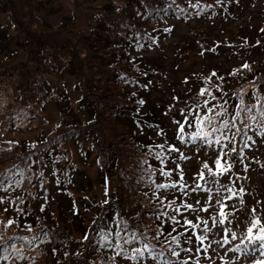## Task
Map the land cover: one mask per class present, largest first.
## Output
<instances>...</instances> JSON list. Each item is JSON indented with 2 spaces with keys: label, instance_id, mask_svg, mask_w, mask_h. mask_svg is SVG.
<instances>
[{
  "label": "rangeland",
  "instance_id": "rangeland-1",
  "mask_svg": "<svg viewBox=\"0 0 264 264\" xmlns=\"http://www.w3.org/2000/svg\"><path fill=\"white\" fill-rule=\"evenodd\" d=\"M111 1L113 0H0V32H2L0 34V48L4 49L0 53V119L8 122L4 128L0 129L1 142H5L6 140H13L16 143L31 141L38 138L41 131L52 133L59 126L58 124L70 123L74 118L81 121L80 123L85 121L83 117H78L86 111L77 106V99L80 96H78V92H75L76 77L74 75L76 73L48 74L43 65L28 62L29 55L27 50L31 42L29 37L34 39L33 41L35 42L39 40V37H34L33 32L43 31L49 36L54 37L55 31L60 30L64 33L57 34L58 37L55 36V39L65 42L69 40V34L72 33L71 30H80L81 32L77 37L83 38L80 46L84 54L78 57L77 64L85 65L84 73L90 76L96 69L88 66L90 62L95 63L93 59L95 55L85 51L88 49L89 39L101 33L100 26L106 28L107 23L112 24L115 20V23L118 27H121V30H138L137 35L141 37V42L137 45L138 49L134 48L131 54H133L132 57L138 56L141 62L147 65L150 74L148 78V82H150L149 92H140L141 96H144L148 102L144 110H146L149 118L152 119L162 115V117H159L160 119L156 118V120L162 123V125L167 121L170 129L175 128L177 126L176 121L181 120L180 116L173 114L167 108L173 104H178V102L182 103L188 95L186 89L197 85L196 77L201 75L203 77L212 75V77L219 80H225L224 82L227 85H229V82H241L243 79L254 76L248 79L237 90L240 96L238 105L241 99L250 107L255 105L256 107L253 109V112L246 115L258 116L260 104L264 103L263 95L259 93V89L257 88L259 84L258 78L263 75L264 68L255 69L253 63L256 62V65H259L258 63L264 60V28L260 29L263 30L261 35L259 32L253 33L249 30V27L248 30H243V24L251 26L260 24L264 20V5H257V0H253L251 4L245 3L244 0H236L237 2L227 1L226 3L232 5V12L225 18L220 17L216 13L217 0H114L119 3L118 9L121 6L123 8L126 3H129L130 11L127 12V15H115L108 11V15L104 16L105 11L103 10L105 9V5ZM171 1L175 8L183 5L188 7V10H186L188 17L186 19L180 14H175L173 12L175 8H169V2ZM236 3H241V10L234 7ZM203 4L209 7L210 11L208 14L203 8H200ZM135 11L139 12V15H142V20L136 19L134 23L129 24L132 22V15H136ZM128 15L129 17H127ZM101 18H103L102 20H106L107 23H102ZM126 23L130 26H127ZM243 34L245 37L242 38ZM89 35L91 38H89ZM226 41L229 43H225ZM6 43L10 44L9 48H3ZM70 44H72L71 39ZM94 44L99 50L100 44ZM10 50L14 53L7 56L6 54ZM43 50V54L49 56L46 59L55 65L56 68H63L69 61L65 58L66 56L64 58L61 57L64 51L62 52V49L58 47L45 46ZM259 57H262V59H259ZM104 61L108 60L104 59ZM105 63L101 61L102 65ZM245 64L249 67L244 68ZM258 72L261 73L254 75ZM37 73H40L39 77H32ZM213 73H215V76H213ZM101 77L103 82L110 80L109 90L114 91L116 94L117 92L120 95L122 94V91L117 90L116 86L113 85L114 79L109 76V72H106ZM42 78L52 81L50 84L52 87H46L47 89L50 87L48 97L44 96L42 92V86L48 85L41 83L42 80L40 79ZM248 82H252L250 84L251 87H246ZM29 83H32L30 88H28ZM140 85L142 89L146 88L144 82ZM53 86L58 94L66 96L67 108L57 106L56 99L58 98V94L55 91L53 93ZM199 87L202 86L199 85ZM249 88H252V96L248 95ZM105 89L108 88L106 87ZM120 101L121 104L127 103L126 97ZM175 108L176 105L172 108V111ZM200 108L207 109L204 106H200ZM16 110L25 111L23 115H20L18 112L15 113ZM165 110L168 112L166 113L167 115L164 114ZM222 110H218L216 115L219 112L221 113ZM70 112H73L74 115L71 116ZM150 113L152 114L149 115ZM243 118V125L244 123L250 124V128H253L254 131V133L248 134V136H251L255 143L252 144L250 149H245V156L249 159H245L243 164L239 161L235 162L234 167L231 169V174H225L218 179L219 184L226 186V188L220 191V195L224 197L225 205L229 204V207L226 209L227 211H235V209L230 207L231 205H235L237 208L242 207L240 200L241 198L243 199L247 211L237 213V215L240 217V224L242 221H246L247 225L251 219L249 213L252 207H256L258 211L264 209V166H262L264 165V125L247 120L246 116H243ZM105 126L106 134L111 138L113 135L125 131L124 124L112 123L108 119ZM194 127L197 128V122H195ZM203 127L204 131L208 132L209 126L205 124ZM239 143L240 138L237 136L236 140L233 141V145L239 147ZM197 144L200 145L199 150H197ZM222 144H225V141ZM75 145L72 141L63 139L62 146L66 151L65 153L71 161L81 168L79 179L75 182L76 187L73 188L75 196L73 200H70L71 208L74 210L72 216L66 214L62 210V205H57L55 200V203L52 205L55 219L51 223H45L42 220L40 224V226L43 224L49 226V231L45 232L44 235H40V232H36V230L41 229L40 226L37 228L36 224H26L23 228L25 229L23 231V238L19 239L20 241H15L18 239H11L9 237L19 233L18 224L12 222L9 225L12 213H9L10 217L9 215H5L2 212L4 208L0 203V223L6 222L8 227H6L8 230L3 235V239L8 240V243L12 244L15 250H25L24 246L32 247L34 245L31 251H26L29 254L33 253V256L30 257V263L32 264H50L49 259L46 260V255L49 251L47 246L54 243L57 239L56 236L68 235L73 240L81 238L82 235L78 231L79 227L82 224L85 225L88 218H91L98 211L100 205L103 206L105 204L104 194L110 192L112 187L115 186L111 183L114 177H111L110 174L112 175L113 172L109 173V177L107 175L103 176L98 168L99 165L96 162H92L91 158H87L86 160L81 159V154ZM181 146V152L185 157L189 158L187 160H180L181 166L186 171L184 175L185 181L187 179L189 182L198 180L196 176L199 173L197 172V168L201 164L199 160H203L205 163L213 157L216 158L221 148V145L215 144L212 147H208L203 140L187 144L182 142ZM14 149L19 150L15 146ZM42 157L44 158V152H38L34 158L36 160ZM244 164L248 165L247 172L243 171ZM27 167L28 163L22 161L20 171H26ZM34 173L36 176L33 178H35L36 189L38 190L34 191V195H36L37 201H42L43 197L39 196L38 193L40 190L47 192L50 188L49 183L45 180L47 177H43L38 168L35 169ZM49 173L51 172H46V174ZM117 174L118 172L116 171L115 175ZM81 175H85V177H80ZM237 176L240 179H237ZM30 178L32 177L22 173L18 182L21 185H26L32 182ZM124 179V188H122L124 190V200L126 199L124 204L128 206V201L131 200V197L125 194V191L129 192L126 189ZM0 184H2V187L6 185L4 181H1ZM219 184H202V187H211L215 191L219 187ZM82 185L86 187L82 189ZM228 188L233 189L236 192V196H233L232 192L227 190ZM240 189H243L242 194L240 193ZM189 196L194 205H196L197 200L200 201V205H196L197 207L201 205L209 207L206 203L208 197L205 192H191ZM58 197L57 200H60L62 203L64 199L60 193ZM89 201H94L92 209L88 205ZM257 202L260 203L258 204ZM34 205L37 206V203ZM24 208V205H19V208L8 209L22 210ZM126 209L129 210V208ZM218 210L219 206L217 205L214 208L209 207L208 212H200L199 214H204L206 215L204 219H209L211 216L216 215ZM76 211L82 214V218L74 216ZM185 215L193 216L194 214L185 212ZM16 217L17 215L14 216V218ZM152 221L153 219L147 215L144 220L140 221L141 229L147 228L151 241H153V237L155 236V231H152L155 228ZM232 224L236 227L235 222L225 224L223 227ZM53 226H59L60 229L55 231ZM245 230L246 228H240L236 231L238 235L243 236L242 234ZM216 231H219V229H216ZM222 236L223 234L220 232L215 238L221 239ZM233 242L235 241H230L224 248L218 249L219 256L212 252H210V255L217 260L222 256L224 259L220 262L223 264H227L229 261H231V264H244L249 261L251 257L245 256L242 252L236 254L226 252L225 249L231 248ZM133 249L130 251L134 254ZM12 253V249L2 251V248H0V261H6ZM38 254L42 256L43 261L37 262L33 259ZM146 264L153 263L147 262ZM157 264L162 263L159 262Z\"/></svg>",
  "mask_w": 264,
  "mask_h": 264
},
{
  "label": "trees",
  "instance_id": "trees-1",
  "mask_svg": "<svg viewBox=\"0 0 264 264\" xmlns=\"http://www.w3.org/2000/svg\"><path fill=\"white\" fill-rule=\"evenodd\" d=\"M217 1L216 13L220 17L225 18L232 12V5L226 2H237L236 0ZM252 1L253 0H244L247 4H251ZM257 5H264V0H257ZM118 7L119 3L117 1L113 0L109 2L105 5V9L103 10L105 12L103 15L107 16L108 11L115 15H127V12L130 11L129 3H126L123 8H121V6L118 9ZM234 7L238 10L242 9L241 3L234 4ZM169 8H175L172 1L169 2ZM200 8H203L207 14L210 11L209 7L205 4L201 5ZM186 10H188V7L183 5L175 8L173 12L175 14H180L182 17L184 16L183 18L186 19L188 17ZM138 13L135 11L136 15L130 16L132 22L129 24L134 23L136 19L142 20V15ZM127 17H129V15ZM102 19L103 18H101L102 23L106 22V20ZM115 22L116 20L112 22V24L106 22V28L100 26L101 33L89 39L88 49L85 51L95 55L93 58L95 63L90 62L88 66L96 69L90 76L84 73L85 65L77 64L78 57L84 54L80 46V42L83 38L77 37L81 32L80 30H71L72 33L69 34V40L65 42L55 39L57 34L64 33L60 30L55 31L54 37L49 36L43 31L33 32L34 37H39V40L35 42L33 41L34 39L29 37L31 42L27 50L29 55L28 62L43 65L48 74L76 73L74 75L76 77H74L76 80L75 92H78V96H80V98L77 99V106L86 111L81 113L78 117H83L85 121L80 123L81 121L74 118L70 123L58 124L59 126L52 133L41 131L39 137L31 141L28 140L22 143H16L13 140H6L5 142L0 141V182L4 181L6 184L4 187H0V203L4 208L2 212L5 215H9V217V213H12L13 216L11 215L10 219H8L18 224L19 233L9 237L11 239H18L15 241H20L19 239L23 238V231L25 230L23 228L26 224H36L38 228L42 220L45 223L53 222L55 217L52 205L55 203V200L57 205H62V210L66 214L72 216L74 213V210L71 208L70 200H73L75 196L73 188L76 187L75 182L79 179L81 168L75 162L71 161L65 153L66 151L62 146L63 139H68L76 144L75 146L81 154L82 160L91 158L92 162H96L103 176L107 175L109 177V173L113 172L110 176L114 177L111 183L115 186L112 187L110 192L104 194L105 204L103 206L100 205L98 211L95 212L91 218H88L85 225L82 224V226L79 227L78 231L82 235L81 238L73 240L68 235L56 236L57 239L54 243L47 246L49 251L47 252L46 260L49 259L50 264H146L147 262L153 264L160 262L164 264V260L166 259L176 261L177 258L171 256V249L176 248L177 245L171 243V237L168 234L171 232L172 235L178 236V233L184 232V229L176 226V232H172L173 222L168 221L167 217L157 218V214L162 208L170 215H175V213H173L170 208L162 205L160 200L157 199V195L163 196L164 193L160 192L156 188V185L179 180V170L176 169V164L179 163L180 166L182 165L179 159L180 153H182L181 143H192L188 138L197 131V128L194 127L196 122L195 114L198 112L202 117H213L214 121L212 126L215 127H219L224 120H228L229 123H231L233 115L238 112L237 106L240 96L237 90L241 88L248 79L254 77L243 79L241 82H229L231 86L227 85L224 82L225 80H219L218 78L212 77V75H206L205 77L201 75L196 77L197 85L186 89L188 92L187 98H185L182 103L178 102V104H173L167 108L173 114L180 116L181 120L179 122L181 123H184L182 110L184 114H188L191 126L185 124V135L184 139L181 140L178 124L175 128L170 129L167 121L162 125V123L156 120V118L162 117V115L154 117L155 119H151L146 110H144L148 102L145 100L144 96H141L140 92H149L150 82H148V78L150 74L147 65L142 63L138 56L132 57L133 54H131L134 48L138 49L137 45L141 42V37L137 35L138 30H121V27H118ZM129 24L126 23L127 26H130ZM248 27L253 33L259 32L262 35L261 32H263V30L260 29L264 28V20L255 26L243 24V30H248ZM1 33L2 32H0V34ZM82 34L84 35V33ZM4 35H6V33H4ZM241 37H245L244 34ZM89 38H91L90 35ZM70 39L72 44H70ZM94 43L100 44V51ZM225 43L229 42L226 41ZM45 46L62 49L61 51L64 52L61 57L64 58L66 56L65 58L69 60L68 63H66L63 68H56L55 65L46 59V57L49 56L43 54ZM9 47V43L3 46V48ZM12 50L8 51L10 53L7 52L6 55L9 56L11 53L13 54L14 52ZM3 51L4 49L0 48V53ZM103 57L108 61H104ZM259 59H262V57H259ZM100 60L106 63L102 65ZM258 64L259 65H256V62L253 63L255 69L264 68V60L260 61ZM9 70L11 71V69ZM97 70H99V72H97ZM106 72H109V76L114 79L113 85L116 86L115 88L122 91L121 95L115 89L117 94L109 90L108 86L110 85V80L105 82L102 81L101 76ZM260 73L261 72H258L254 75H259ZM39 76L40 73H37L32 77ZM40 80H42V84H48L42 86L43 95L48 97L50 94V87H52L50 85L52 81L45 78ZM258 81L259 84L257 88L259 89V93L263 95L264 101V73L258 78ZM142 82L145 83V89H142L140 85ZM251 83L252 82H248L246 87H251ZM31 85L32 83H29L28 88H30ZM199 85L204 88L199 87ZM47 86H50L49 89L46 88ZM224 86H226V88H224ZM106 87L108 89H105ZM201 89H206L211 95H200ZM54 91L58 94L55 87L53 93ZM252 94V88H249L248 95L252 96ZM124 97H126L127 103L121 104L120 100ZM213 97L216 99H213ZM56 100L57 106L67 108L66 96H61L59 93ZM206 100L209 102L207 107L204 106ZM140 101H143V103H140ZM175 105L176 108L172 111ZM220 105H223V108H221ZM200 106L213 108V111L208 112L207 109L200 108ZM221 109H223L221 113L225 112L226 109V114L216 115V112ZM24 111L16 110L15 113L18 112V114L23 115ZM165 111L164 114L167 115L166 113L168 112ZM70 114L71 116L74 115L73 112H70ZM151 114L152 113L149 115ZM107 119L112 123L124 124L125 131L113 135L112 138L109 137V135L106 134L105 126ZM243 122V117L238 119L236 121L237 126L243 127ZM7 123V121L0 119V129L4 128ZM208 131H211L210 126ZM221 131L224 132L225 135L231 137L235 133V128H232L230 132L226 129H222ZM251 133H254L253 128H250L247 134ZM218 135H220V133H214L212 139H215ZM223 142L224 141H222V143ZM225 144L228 150L233 147V143L230 144L228 141H225ZM158 145H164V148L161 149L157 147ZM14 146L19 148V150H15ZM172 149H178L179 151H173ZM38 152H44V158H37L35 160L34 157ZM157 154L164 157L163 162H161ZM214 160L215 158L213 157L210 161H207L209 162V166L213 169L215 168ZM22 161L28 163L27 170L24 172L20 171ZM199 161L201 164H199L197 172H206V170L203 169L204 161ZM36 168L39 169L43 177H47V179H44L48 181L50 187L47 192L45 190H40L41 193H38L39 196L43 197L42 201H37V197L34 195V191H38L36 189L35 178H33L36 176L34 173ZM160 168H165L166 171H172L171 178L168 179L163 177L159 172ZM181 168L183 169L182 166ZM47 171L51 173L46 174ZM116 171L118 172L117 175H115ZM22 173L31 176L32 178H30V180L32 182L26 185L19 184L18 180L22 176ZM185 174L186 171L184 170V175ZM80 177H85V175H81ZM196 177H198V175ZM123 179L125 180L126 189L129 192L127 193L125 191V194L131 197V200L128 201V206L124 204L126 199L124 200V190L122 189L124 188ZM195 182H197V180L189 182L186 179L189 188L195 187ZM199 183L202 185L204 181H199ZM84 187L86 186L82 185L81 188L83 189ZM59 193L64 199L62 203L60 200H57L59 198ZM28 196H30V198H28ZM189 197V195H182L179 190L170 189L165 204L175 199L177 205L181 204V202L194 205V202ZM35 203H37V206L34 205ZM41 203L43 204L41 205ZM19 205H24L25 208L22 210H14L19 208ZM88 205L90 209H92L94 201H89ZM226 206H229V204ZM7 207L14 209H8ZM126 208H129V210ZM15 215H17L16 218H14ZM146 215L153 219L152 224L155 228L152 231H155V236L157 235L158 229L164 233L156 240H150L147 228L141 229L140 221L144 220ZM194 215L188 216L185 215L184 212V216L189 219H194ZM74 216L82 218V214L78 211H76ZM199 216L201 219H204L206 215L199 214ZM177 219H182V217L177 215ZM245 222L246 221H242L239 228L235 227L233 224L226 227H230L235 231L240 228L245 229ZM124 223L128 226L126 231L123 230ZM117 225H120L119 229ZM6 227V222L0 223V248H2V251L12 249L13 253L6 261H0V264H32L30 263V257L33 256V253L29 254V252L26 251H31L34 245L32 247L24 246L25 250H15L13 245L8 243V240L3 239V235L8 230ZM40 227L41 229L36 230V232H40V235H44L50 228L46 224ZM53 229L58 231L60 228L59 226H53ZM118 230L120 231L119 236L116 234ZM142 233L143 235H141ZM132 234H135L137 239L131 243L125 244V239H130ZM188 235H191V233H185V237ZM85 237H87V239H85ZM145 237L147 238V242L154 247L144 251L142 257L132 259L135 253L133 254L130 250L133 248H140L143 250ZM178 240L181 248H194V244H189L184 237L178 236ZM117 244H119L128 255L117 256L116 253L121 251V248L116 247ZM238 244L241 247L247 244L249 249L254 247V245L248 244L247 240L243 239V236L240 235H238V239L232 243L231 248H235ZM160 253L163 255H160ZM250 257V260L244 264H255V260L257 259L264 260V254L261 253L258 247L255 253ZM185 258L187 257L181 252L180 259ZM33 259L37 262H41L42 256L38 254L34 256ZM214 260L215 264H223L220 262V258L219 260ZM190 264H192L191 261ZM202 264H211V262L202 261Z\"/></svg>",
  "mask_w": 264,
  "mask_h": 264
},
{
  "label": "snow or ice",
  "instance_id": "snow-or-ice-1",
  "mask_svg": "<svg viewBox=\"0 0 264 264\" xmlns=\"http://www.w3.org/2000/svg\"><path fill=\"white\" fill-rule=\"evenodd\" d=\"M244 68H248L249 66L245 64L243 66ZM235 74V73H233ZM215 75V73H213ZM211 95V93H208L206 89H201L200 95ZM213 99H216L213 97ZM140 103H143V101H140ZM208 101L206 100L204 102V106L207 107ZM221 108H223V105H220ZM239 111L233 115L231 123H229L228 120H224L219 127L212 126L213 125V117L211 116H200L197 112L195 114V119L197 122V131L191 134L190 140L192 142H196L198 140H203V142L208 146L212 147L213 144L215 145H221L219 154L216 156L214 160L215 168L209 166L207 162L203 164V169L205 171H201L198 173V180L195 182V187L189 188L188 184L185 181L184 178V170L181 168L180 164H176V169L179 170V180L178 181H172L170 183H160L156 185V188L163 192L164 195L160 196L157 195V199L160 200V203L162 205H165V207L170 208L175 215H170L167 211H165L163 208L159 210L157 214V218L160 217H167V220L173 222V228L172 232H176L177 227L179 226L184 229V232L178 233L179 237H184L186 241L189 244H194L193 247H187V248H181L179 245V240L177 235H172L170 232L168 235L171 237V243H175L177 245L176 248L171 249V256H174L177 258L176 261H172L170 259L164 260V264H190V261L192 264H202V261H210L211 264H215V260L212 255L209 253H215L217 256H219L218 249L224 248L226 245L230 243V241H236L238 239V233L237 231L233 230L230 227H223L225 224H231L233 222L236 223V227H240V217L237 215V213H242L247 211L246 206H244V201L241 198L240 204L242 207L237 208L235 205H231L230 207L235 209V211L229 212L227 211V207L224 203V197L220 195V191L224 188H226L225 185L219 184V177L223 176L225 174H231V169L234 167L235 162L239 161L243 164V161L245 159H249L245 156V149H250L252 144L255 143V141L252 139L251 136H248V130L250 129L251 125L244 123L243 127L237 126L236 121L238 119H241L243 116H246L247 120H251L253 122H259L261 125H264V103L260 104V111L258 116L257 115H246L253 112V109L256 107L255 105H252L251 107L246 105L241 99L240 104L237 106ZM208 112H212L213 108H207ZM223 113H217V115H224ZM182 115H184V123H181L179 121H176V123L179 125V135L180 139H184L185 135V124H188L191 126V121L188 119V114H184L182 110ZM207 124L211 127V131H204L203 125ZM232 128H235V133L229 137L228 135H225L224 132H222V129H226L229 132L232 130ZM214 133H220V135L216 136L213 140V134ZM237 136L240 138L239 147L233 145V147L228 150V147L226 144H222V141H228V143H233V141L236 140ZM157 147H160L161 149L164 148V145H158ZM200 145L197 144V150H199ZM173 151H179L178 149H172ZM158 158L163 162L164 157L160 156L159 154ZM180 160H187L188 157H185L183 153H180L179 156ZM264 166V165H262ZM243 171H248V165H243ZM160 174L170 179L172 176V171H166L165 168L159 169ZM207 174V175H206ZM237 179H240L239 176H237ZM199 181H204L205 185L209 184H219V187L213 191L211 187H202L201 183ZM0 187H2V184H0ZM170 189H176L181 192L182 195L188 196L191 192H200L203 191L206 193L208 199L206 203L209 205V207H215L219 206V212L211 216L209 219H201L198 213L200 212H208L209 207L200 206L197 207L196 205H200V201H196V205H193L191 203H184L181 202V204L177 205L176 200L173 199L171 201H168L167 204H165V201L167 199L168 191ZM229 192H232L233 196H236V192L233 191V189L228 188ZM240 193H243V189H240ZM231 198V197H230ZM214 201V203H213ZM258 204L260 202H257ZM184 212H189L194 215V219H189L184 216ZM177 215L181 216L182 219H177ZM249 215L251 216V219L248 221V225H246V230L243 232V239L247 240L248 244L254 245L252 249H249L248 245L245 244L243 248L238 244L235 248H227L225 249L226 252H232L233 254L236 253H243L245 256H252L255 251L257 250V247L261 251L262 254H264V209H258L256 207H252L250 209ZM12 221H9V224H11ZM118 229L120 228V225H117ZM127 224L124 223L123 230H127ZM216 229H219V231H216ZM198 230V231H197ZM220 232H223V236L221 239H216ZM185 233H191V235H188L185 237ZM117 236L120 235V231H117ZM163 231L159 230L157 231V235L153 237V239H158L159 236L163 235ZM143 235V233L141 234ZM87 239V237H85ZM137 239V236L135 234L131 235L130 239H125V244L131 243L132 241H135ZM117 248H121L119 244L116 245ZM154 246L150 245L149 242H147V238L145 237V243L143 245V250L140 248L133 249V252L135 253L134 256H132V259H137L138 257H142L144 255V251H147L150 248H153ZM179 249V250H177ZM181 252L185 254L187 258L180 259ZM151 254V253H149ZM117 256L119 255H128L126 252L123 251L121 248V251H118L116 253ZM160 255H163L160 253ZM221 260L224 258L221 256ZM227 264H231V261L227 262ZM255 264H264V260H255Z\"/></svg>",
  "mask_w": 264,
  "mask_h": 264
}]
</instances>
